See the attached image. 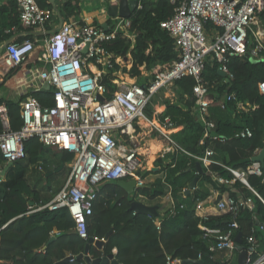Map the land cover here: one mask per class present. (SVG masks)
Segmentation results:
<instances>
[{
  "label": "built area",
  "instance_id": "built-area-1",
  "mask_svg": "<svg viewBox=\"0 0 264 264\" xmlns=\"http://www.w3.org/2000/svg\"><path fill=\"white\" fill-rule=\"evenodd\" d=\"M117 1L109 0L110 3ZM14 2L24 28H43L53 17L52 10L40 8L36 0ZM171 3L175 5L172 16L159 25L173 40L177 58L169 64L156 66L151 73H143L141 69L143 82L136 78L129 83L123 81L119 75L127 77L123 69H129L130 57H116L104 48L118 34L132 39L128 33V19L116 17L105 29L89 24L76 27L63 22L44 40L38 59L46 64L37 77L42 85L47 84L49 90H53L52 106H42L33 96L24 98L19 104L23 125L15 132L10 130L7 108L0 106V151L5 165L25 158L24 142L30 138H37L43 147H54L72 155L64 185L49 202L33 211L66 209L74 221L75 233L83 240L88 238L86 218L92 214L93 202L103 183L134 179L137 186H143L144 179L139 175L146 170L145 160L133 141L135 125L141 126L142 121L160 135L167 143L165 154L183 151L171 137L173 128L168 118L161 122L145 115L147 105L156 95L184 77L194 79L192 94L196 116L205 126L199 146L204 147L208 130L213 128L207 120L209 108L216 105L224 109V103L236 100L234 95H225L224 99H214L212 103V92L202 76L205 67L217 65V71L231 78L228 65L232 58L245 57L252 63L264 61V0H171ZM12 29L5 33L10 34ZM34 50L35 45L29 40L11 39L0 54V78L23 65ZM114 65L119 69L111 72ZM110 72L117 90L106 101L107 90L102 78ZM259 92L264 95V83L259 85ZM98 95L102 101L97 99ZM125 136L130 146L121 140ZM251 136L247 128L235 134L237 138ZM188 155L201 167L217 165L231 175L225 178L209 171L216 187L234 191L233 185L238 181L264 205L247 181L249 176H256L264 183L261 163L251 162L246 169H235L214 161L211 148H205L202 155ZM2 169L0 167V173ZM3 178L0 176V182ZM206 203L212 204V200L196 203V215ZM212 207L218 214H235L239 209L252 212L255 205L252 198L240 195L233 198L225 192ZM197 216L202 220L208 217L200 213ZM252 220L250 233L244 239L241 236L240 245L235 240L239 224L234 218L224 229L207 227L201 222L198 228L211 258L221 264H238V255L244 251L243 264H264V222L255 216ZM174 262L180 261L167 264Z\"/></svg>",
  "mask_w": 264,
  "mask_h": 264
},
{
  "label": "trees",
  "instance_id": "trees-1",
  "mask_svg": "<svg viewBox=\"0 0 264 264\" xmlns=\"http://www.w3.org/2000/svg\"><path fill=\"white\" fill-rule=\"evenodd\" d=\"M36 2L42 9L53 8L50 0ZM138 2L139 8L128 18V33L133 35L132 39L118 34L104 48L116 57H130V67L123 69V72L143 82L142 70L151 73L156 66L169 64L177 58L173 40L159 25L172 16L175 5L171 0ZM10 5L16 10L14 0H10ZM58 12L65 23H72L76 27L86 24L81 19L80 0H64ZM262 20L264 22L263 15ZM107 23L112 24L110 20ZM89 25L97 27L95 23ZM12 26L29 30L20 25L17 13L13 22L0 25V43L12 36L11 33H5ZM118 69L119 66L114 65L111 72ZM13 70L5 76L4 82L11 77ZM228 70L231 78L221 77L217 65H207L202 74L212 95H216L215 99H224L225 95H234L236 99L224 103V109L218 106L209 108L207 120L213 124V128L208 130L209 137L204 139V147L199 146L205 126L196 116L192 94L195 85L193 78L184 77L174 83L175 98L162 102L163 110L160 114H153L152 109L153 104L158 103L155 101L158 95L147 105L145 115L151 120L159 119L162 122L164 118H168L172 128H179L171 137L184 152L175 150L157 158L154 161L156 171L140 173L141 179L155 176L154 182L136 189L132 196L119 187L116 181L100 186L93 202L92 214L86 218L87 240H101L111 230L113 232L101 250L93 245L89 246L88 255L91 259L114 254L115 250L114 257L119 264H167L168 261L175 260L185 262L184 264H221L212 259L208 252L198 228L201 222L207 227L224 229L234 218L239 224L238 232L243 239L250 233L253 216L264 222V205L249 189L238 181L233 185L234 191L216 187L209 171L225 178H231V175L217 165L202 167V173H199L196 167L198 162L188 155H202L205 148H211L214 151V161L235 169H246L251 164V159L264 147V95L259 92V85L264 83V61L252 63L245 57H234L230 60ZM111 72L102 78V84L107 90L104 95L106 101L117 90L112 83L114 76ZM31 95L42 106L53 104L51 89ZM19 104L0 98V106L7 108L9 127L13 132L20 130L23 125ZM244 128L249 129L252 136L235 137ZM43 149L37 138L25 141V158L13 163L6 172L4 181L0 182V264H55L69 255L75 257L84 251L87 240L75 233L74 221L66 209L33 211L49 202L57 192L46 191L51 175L46 176L47 185L40 188L36 182L31 184L30 177L28 180L26 178L29 167L39 164ZM71 160L72 155L58 153V163L66 170V175L69 171L67 165ZM4 166L5 161L0 151V167ZM194 179H197L195 188L185 195L183 191ZM247 181L264 201V183L261 179L249 176ZM211 189L217 190L221 195L227 192L233 198L238 195L252 198L255 208L252 212L239 209L235 214L211 215L202 220L195 213V205L211 196ZM166 195L173 199V206L159 218L130 210L131 202L139 201V198L155 201ZM29 203L32 204L31 207ZM51 237L54 240L49 242ZM66 264L85 263L72 260Z\"/></svg>",
  "mask_w": 264,
  "mask_h": 264
},
{
  "label": "crops",
  "instance_id": "crops-1",
  "mask_svg": "<svg viewBox=\"0 0 264 264\" xmlns=\"http://www.w3.org/2000/svg\"><path fill=\"white\" fill-rule=\"evenodd\" d=\"M63 1L64 0H53V4H54V7L52 6L53 7L52 8L53 17L51 18L50 22L46 26H44L43 28L23 30V29H20L18 26H12L11 27V28H13L12 32H11L12 36L9 37L7 40L15 39V41H17V42L29 40V41L33 42V44L35 45V50L31 54L29 59L23 65L15 68L13 70V73L9 79H7L4 82L5 77L0 78V98L1 99H4L6 101H11L14 103H21V100L23 98H26L28 96H32L31 93L38 92V91H44V89L42 87L43 85L41 84L37 75L40 71H42L46 67V64L44 63V61H40L38 59L42 53V44H43L44 40H46L50 37L52 31H55L58 29L57 12H58V8L61 6ZM105 1L106 0H80L81 19L86 24L95 23L99 27H103V26H106V28L109 27V25H111V24H108L107 21L110 20V22L113 23L114 18L108 16L107 6H106L107 3H105ZM107 1L109 3V0H107ZM112 3H114V2H112ZM137 8H139V2H138ZM17 13H18L17 9L15 10L11 7L10 0H0V25H5V24L7 25L10 22H13V18L17 17ZM25 37H29V39H24ZM4 42H2V43H4ZM2 43H0V44H2ZM128 63H130V61H128ZM144 72L145 71H143V73ZM145 73H147V72H145ZM171 87H173V86H171ZM167 89H165L164 91L167 92ZM165 100L172 101L173 99L167 98ZM213 106H216V105H213ZM158 107L159 108L157 109V112L160 114L163 110L162 103H160V105ZM240 107H241V105H240ZM157 120H159V119H157ZM140 124H141V126L135 125L136 133L133 135V141L136 144V146L139 148V152L141 151L140 153L143 154L144 160H145L146 154L143 152L144 150L141 146V144H142L141 142L144 141V138L141 139L139 137V135H141V134H139V132L142 130H145V129L150 131V129L146 123L141 121ZM176 129L177 128H173L170 132L175 133L179 130V128L177 130ZM150 132L152 134V131H150ZM137 134H138V136H137ZM143 134H145V133L143 132ZM152 136L153 137L156 136L155 139L151 138V140H150L151 142L154 140L152 145L155 148L158 147L157 150L159 151V153H161V156L157 155L156 158L162 157L165 154L164 149L167 147V143L157 133L156 134L153 133ZM121 140L124 141L127 146H130V142L128 140V137H126V136L122 137ZM145 142H147V140ZM146 144H144V146ZM36 168L41 170L39 164L36 165ZM66 177H67V175H66ZM66 177H65V179H66ZM40 187L38 186V188H40ZM218 195H220V194L218 193L217 190L211 189V196L208 197L209 199L207 198L204 201L208 202L209 200H212V204L206 203L204 205V207L202 208V210L199 211V213L201 215H207V216L218 215V213L215 211L214 207H212L213 202ZM172 206H173V201L170 203V206H168L167 209L158 212L159 217L162 216L168 209L172 208ZM199 213H197V215H199Z\"/></svg>",
  "mask_w": 264,
  "mask_h": 264
},
{
  "label": "water",
  "instance_id": "water-1",
  "mask_svg": "<svg viewBox=\"0 0 264 264\" xmlns=\"http://www.w3.org/2000/svg\"><path fill=\"white\" fill-rule=\"evenodd\" d=\"M50 3H52V6L54 7L53 4V0H50ZM138 6V0H118L116 3H108L107 5V14L109 17H113V18H122V19H128L131 14L137 9ZM57 17H58V28L61 27L63 20L60 16V14L57 12ZM103 28L105 29L106 26H103ZM54 31H52L53 33ZM10 42V40H6L4 43L0 44V54L2 53L3 47L5 45H7ZM218 74L221 77H224V74L220 73L218 71ZM43 89L44 90H49V86L47 84L43 85ZM97 99L99 101H102L103 98L101 96H97ZM251 162H259L262 165H264V147L260 150V152L255 155L252 159ZM12 166V163H7L1 173L0 176L3 178L6 174V172L8 171V169ZM197 170L199 173H202V167L199 163L196 164ZM157 169L154 168L152 171H156ZM196 181L197 179H194L188 186L187 189L185 191V194L189 193L192 189L195 188L196 186ZM116 184L121 187L122 189H124L126 191V193L130 196L133 195L134 191L142 186H137L136 185V181L134 179L129 180V181H125V180H118L116 181ZM221 200V195H218L213 204L216 205L219 201ZM29 206L31 207L32 204L29 203ZM130 210L133 213H142L145 215H148L150 217L153 218H159V214L157 212V209L155 206H148L145 205L139 201H133L130 204ZM113 232V230H111L104 238L103 240H97V239H93V238H89L85 244V248L84 251L82 253H80L77 256H67L65 257L63 260L56 262L55 264H66L72 260H77V261H83L85 264H119L118 261L116 260V258L114 257V254H109L106 255L104 257H100L97 259H91L88 255V248L90 245H93L94 247H96L98 250H101L104 243L107 241L108 237L110 236V234ZM54 240V237H51L49 242ZM236 242L240 245L242 243L241 240V233H237L236 237H235ZM244 259H245V252L242 251L239 253L238 255V264H243L244 263ZM185 262H179V264H184ZM199 263H201V261H199Z\"/></svg>",
  "mask_w": 264,
  "mask_h": 264
},
{
  "label": "rangeland",
  "instance_id": "rangeland-1",
  "mask_svg": "<svg viewBox=\"0 0 264 264\" xmlns=\"http://www.w3.org/2000/svg\"><path fill=\"white\" fill-rule=\"evenodd\" d=\"M107 1V0H106ZM105 3H107L108 5V1ZM106 5V6H107ZM131 37H133L132 34H130ZM130 61V60H129ZM145 73V72H144ZM120 77H122L123 81L129 83V81H134L135 78H130L125 76V75H119ZM137 79V78H136ZM138 80V79H137ZM124 83V82H123ZM169 90V91H168ZM173 94V95H172ZM216 95H210V99H212V103L215 102ZM175 95H174V88L173 87H169L166 91H162L158 94L157 98L155 99L156 102H158L157 104H153L152 109H153V114L156 113V115H158L159 113L157 112V109L159 108V103H162L165 99L167 98H171L174 99ZM222 99V98H221ZM149 118V117H148ZM150 119V118H149ZM151 120V119H150ZM149 127V126H148ZM150 131L152 130L149 127ZM178 129V128H177ZM176 129V130H177ZM148 130H142L139 132V137L142 139L144 138V141H142L141 146L143 148V152L146 154L145 155V171H152V169L154 168V161L157 159V155L161 156V153H159V151L157 150V148H155L152 143L154 142V140L151 142V138H154L152 135L153 133L156 134V132H151ZM143 132L145 134H143ZM138 136V134H137ZM139 139V138H138ZM140 140V139H139ZM147 140V142H145ZM147 143V144H146ZM144 144H146L144 146ZM146 149V150H145ZM141 152V151H140ZM58 150L54 147H44L43 152L41 154V158L39 161V165L41 170L36 168V165H31L29 167L28 173L26 175V178L28 180L31 181V184L36 182L38 183L37 186H44L46 183V176L51 175V178L49 180V188L46 190L48 193L50 192H55L58 191L63 185L64 181H65V175H66V170L63 169V166L59 165L58 163ZM158 156V157H159ZM68 168V166H67ZM63 169V170H62ZM145 171H143L142 173H144ZM141 175H139L140 177ZM155 176H149L147 178H145L142 181V185H150L154 182L155 180ZM5 176L3 178L2 181H4ZM173 201V199L171 198L170 195H166L163 198L157 199L155 201H148L144 198H139V202L148 205V206H155L157 209V212L163 211L165 209L168 208V206H170V203ZM173 264H179L177 262H174Z\"/></svg>",
  "mask_w": 264,
  "mask_h": 264
}]
</instances>
